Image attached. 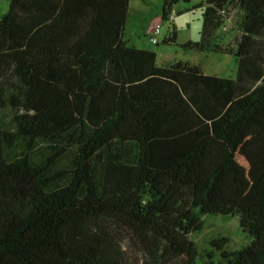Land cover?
Masks as SVG:
<instances>
[{
    "label": "trees",
    "instance_id": "trees-1",
    "mask_svg": "<svg viewBox=\"0 0 264 264\" xmlns=\"http://www.w3.org/2000/svg\"><path fill=\"white\" fill-rule=\"evenodd\" d=\"M132 1L0 16V264H264V0L198 4L185 46L234 53L236 78L131 44ZM208 213L238 215L251 242L216 237L204 258L190 233Z\"/></svg>",
    "mask_w": 264,
    "mask_h": 264
},
{
    "label": "rangeland",
    "instance_id": "rangeland-1",
    "mask_svg": "<svg viewBox=\"0 0 264 264\" xmlns=\"http://www.w3.org/2000/svg\"><path fill=\"white\" fill-rule=\"evenodd\" d=\"M11 0H0V16L9 10ZM205 0L179 1L174 5L177 11L174 18H164V0H136L129 7L125 28V37L131 44L156 50L158 62L169 65L183 61L189 64H200L204 72L219 76L236 78L238 73V59L234 53H222L211 50L187 48L188 41H199L204 26V11L198 4ZM241 11L231 8L227 14L224 28L226 35L224 42L232 46L234 38L239 35L238 21ZM161 31L156 35V29ZM176 31L173 40H167ZM156 36L158 42H153ZM204 224L199 230L190 233L199 250L205 257L206 251L211 249V241L220 236H226L229 241L227 249H237L251 242L252 236L243 230L240 217L232 214L203 215ZM221 259V253L216 250L215 260Z\"/></svg>",
    "mask_w": 264,
    "mask_h": 264
},
{
    "label": "built area",
    "instance_id": "built-area-1",
    "mask_svg": "<svg viewBox=\"0 0 264 264\" xmlns=\"http://www.w3.org/2000/svg\"><path fill=\"white\" fill-rule=\"evenodd\" d=\"M173 14L171 15V18H173ZM161 31V26H158V28L156 29V35L159 33ZM152 41L153 42H158V39H157V37L154 35L153 37H152Z\"/></svg>",
    "mask_w": 264,
    "mask_h": 264
},
{
    "label": "crops",
    "instance_id": "crops-1",
    "mask_svg": "<svg viewBox=\"0 0 264 264\" xmlns=\"http://www.w3.org/2000/svg\"><path fill=\"white\" fill-rule=\"evenodd\" d=\"M134 1H136V0H134Z\"/></svg>",
    "mask_w": 264,
    "mask_h": 264
}]
</instances>
